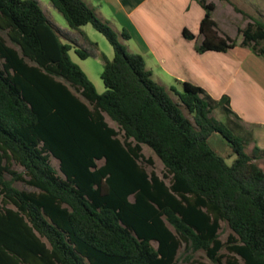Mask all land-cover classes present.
I'll use <instances>...</instances> for the list:
<instances>
[{"label": "trees", "instance_id": "16d2710c", "mask_svg": "<svg viewBox=\"0 0 264 264\" xmlns=\"http://www.w3.org/2000/svg\"><path fill=\"white\" fill-rule=\"evenodd\" d=\"M50 1L71 29L91 24L102 33L114 58L103 56L99 94L72 60L73 44L62 41L68 35L37 0H0V30L16 46L0 35V264H177L182 244L214 264H264V168L242 138L211 116L215 102L189 82L172 88L177 102L153 79L144 57L130 53L84 0ZM199 3L206 14L197 52L236 47L217 30L215 4ZM235 10L251 19L239 29L241 46L264 56V22ZM122 37L130 39L126 31ZM227 103L223 96L216 104ZM216 133L236 154L231 165L209 147ZM143 145L162 161L169 184L141 165L152 164ZM222 221L232 231L226 242ZM190 264L208 263L192 258Z\"/></svg>", "mask_w": 264, "mask_h": 264}, {"label": "crops", "instance_id": "0c3cea01", "mask_svg": "<svg viewBox=\"0 0 264 264\" xmlns=\"http://www.w3.org/2000/svg\"><path fill=\"white\" fill-rule=\"evenodd\" d=\"M84 1L118 34L122 36V32L126 31L130 35V39L122 37L124 44L130 53L144 57L147 68L158 84L169 92H172V88L182 90V82L203 88L204 96L215 102L212 113L221 108L228 124L239 131L237 136L245 144L252 145V150L258 147L261 150L259 156L264 154V56L241 46L243 36L239 29L244 28L251 19L235 10L238 7L264 22V0H206L215 4L212 18L219 34L229 36L237 45L226 52L205 53L196 50L203 39L200 24L206 14L199 0ZM220 11L222 17L226 13L241 17V22L234 27L235 35L231 34L234 23L229 18L226 21L221 19ZM48 20L62 34L68 35L61 39L64 43L73 44L74 51L77 47L91 45L88 44L85 26L79 30H69ZM185 30L195 39L186 38ZM93 52L101 56L99 50ZM223 96L228 97V103L225 106L217 105Z\"/></svg>", "mask_w": 264, "mask_h": 264}, {"label": "rangeland", "instance_id": "374dc122", "mask_svg": "<svg viewBox=\"0 0 264 264\" xmlns=\"http://www.w3.org/2000/svg\"><path fill=\"white\" fill-rule=\"evenodd\" d=\"M42 9L44 10L46 16L55 24H57L58 26L65 28V29H69L72 30L66 19L64 18V16L53 6V4L51 3L50 0H39ZM221 14V19H223L224 21L227 20V18H229L228 20L231 21L232 23H234L233 27H232V32L231 34L235 35L236 30L234 29V27L237 26V22H241V17H234V16H228V14L226 13V15L224 17H222V12H219V17ZM107 23V22H106ZM230 28V27H229ZM85 30V34L88 36V40L89 43L91 45H85L83 47H77L78 49H81L82 51H84L85 53L88 54L86 59H81L76 52L74 51V49L70 52L71 58L72 60L77 63L88 75L89 79L92 81V83L94 84L97 92L99 94L104 93L105 91V85L103 83V80L101 78V74L103 72L104 69V59L103 56L107 57L109 60H112L114 58V48L111 45V43L108 41V39L100 32H98L96 29H94V27L91 24H88L84 27ZM0 35H2L6 40L7 43L11 46H14L10 40L8 39L7 35L5 32L0 30ZM119 35V40L121 43H125V40L122 38V36L120 34ZM91 42V43H90ZM125 45V44H124ZM92 46V47H91ZM16 47V46H14ZM95 50H99L101 53V56H96ZM2 62V60L0 59V63ZM61 81H63L76 95H78L85 103H87L88 105L89 102L84 99L80 94H78L75 89L66 81L59 79ZM171 96L177 101L179 102V98L178 96L174 93L170 91ZM184 112L186 114V116L192 120V122H194L193 116L190 115L185 109ZM213 117H215L218 121H220L221 123H223L224 125H226L234 135H238L239 131H237L232 124H228L227 121V116L226 114L222 111L221 108L216 109L212 114ZM105 119L107 121V123L114 128L115 130L119 131V126L113 122L107 115H105ZM259 133V131H257V134ZM120 137L122 138V135H120ZM209 147L214 150L218 155H220L221 157H223L226 161L227 164L231 165L233 163V161L236 159V154L233 151L230 143L224 139L220 134H213L209 141H208ZM252 145L250 144H246V152L248 154H250L251 156H253L255 158V161L258 164H261L264 167V154H261L259 156L255 155L253 153V150L251 149ZM145 158L150 159L152 161V164H148L147 162H143L140 161L141 165L147 170L148 173L154 171L160 178H162L167 184H169V178L167 177V172L165 169L164 164L162 163V161L159 159V157L146 145H143V150H142ZM261 157V158H259ZM98 165H102L104 163V161H98L97 162ZM51 164L52 166L59 171V161L57 159H55L54 157H51ZM13 168L15 170H17L18 172H23L24 169L23 167H21L20 165H18L17 163H13ZM6 178L10 179V175L6 174ZM14 186L20 190H26V191H37L36 188L31 187L25 183L22 182H15ZM1 200V197H0ZM130 200H133V196L130 197ZM171 229H173L171 227ZM232 233L229 225L226 222H221V228L219 230V234H220V239L223 242H226L228 239V236ZM152 245L157 248L158 247V243L156 241L152 242ZM221 253H225L227 254V250L223 249L221 251ZM189 256L191 257L189 259ZM197 259L199 261H203L206 262L208 264H214L206 255V253L204 251H199L197 253L191 254L188 253L186 251V246L185 244H182L180 249L177 252L176 255V263L177 264H190V260L191 259Z\"/></svg>", "mask_w": 264, "mask_h": 264}]
</instances>
